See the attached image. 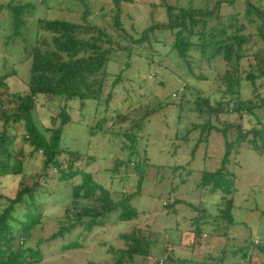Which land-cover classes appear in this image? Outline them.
Here are the masks:
<instances>
[{
    "label": "rangeland",
    "instance_id": "1",
    "mask_svg": "<svg viewBox=\"0 0 264 264\" xmlns=\"http://www.w3.org/2000/svg\"><path fill=\"white\" fill-rule=\"evenodd\" d=\"M6 1L0 0V3ZM29 1L36 5L29 23L33 30L36 29V23L44 19L79 22L82 20L83 13L88 10L91 14L93 13L92 16L90 15L91 23L106 26L116 37L117 32L113 29L111 0H90L93 4L98 3L97 12L89 0ZM122 1L124 12L122 22L129 31L133 25L140 33L153 22L168 21L165 9L155 8L152 11L151 4L158 6L159 0ZM217 1L209 0L208 4L212 6ZM259 1L264 0L252 2ZM236 8L243 11L245 5L240 1ZM229 11L232 10L224 8L223 13L228 14ZM243 15H245L244 12ZM244 22L247 23L246 20ZM255 24L247 23L246 34L253 33L254 37H257ZM12 28L10 14H0V76L9 74L15 69L17 75L10 76L8 84L13 92L22 93L28 90L32 63L31 60L27 61L28 56L23 51L25 43H22L19 38L10 39L13 34ZM156 34L151 37L152 47H136L131 60L127 59V53L116 52L109 65L113 75L121 72L125 74L124 80L115 90V97L111 104V108L113 106L129 115V120L122 124L120 133L116 135L118 137L100 133L91 136L89 127H93L95 118H98L95 114L96 103H89L87 109L81 110L80 101L74 100L69 103V109L72 110L75 122L66 127L64 138L66 149L88 154L85 158H95L85 168L97 182L116 193L113 195L116 200L127 194L140 192L132 202V206L139 211V217L135 221H120L117 214H112L107 225L95 228L87 238H81L80 234L83 231L77 229L65 238L49 241V238L59 231L66 208L73 203V185L60 184L56 171L53 169L49 170L47 182L44 176L40 178L42 171L40 155L27 161L24 176H18L16 179L11 176L2 180L0 212L6 204L5 196L15 195L21 178L22 182L31 185L33 181H37L33 178L37 176L38 181L49 190L48 193L43 194V200H40L41 221L33 227L28 240L24 241L25 247L35 248L40 240H45L42 245L43 264L109 262L112 259V256L108 254L110 248L118 249L124 245L119 235L129 233L135 226L143 232H147L150 226L152 239L156 245L159 244L152 249L149 258H135L137 264H149L164 257L163 255L169 256L172 252L174 261H167V264H260L264 262V255L259 254L258 249H251L253 255L250 260L234 254L240 246L253 247L254 240H259L262 246L264 245V154L257 153L247 144L242 145L239 150L240 146H237L236 151L231 152L227 159L223 186L214 193L199 185L206 172L216 173L223 166L225 154L223 136L213 132L208 136L207 141L200 143L198 150L192 155L201 132L194 127L205 124L209 118L216 126H219L215 115L209 116L197 110V104H195L197 98H209L212 106L216 105V102L225 103L231 99L230 95L225 96L218 91L216 86L215 79L221 74L223 67L218 61L201 62L193 57L190 61L191 68H189L187 62L175 50H172L175 42L174 34L169 31H159ZM249 45H254L255 51L263 48V42L256 38ZM128 61H130L129 65ZM248 63L255 65L252 56L248 59ZM223 66L225 68V63ZM255 73L257 74L256 86L254 87L252 82L243 80L241 94L243 99L253 98L259 94V101L262 98L264 102V75ZM201 75H206L211 80L199 79ZM114 78L115 76L110 78L106 94L111 90ZM184 83H187L189 92L182 100V89L186 86ZM60 100L52 103V101L41 99L40 103L48 106L38 112L44 127L49 125L48 116L51 113H59ZM263 102H260L255 114L251 115L256 125L258 121L264 123ZM142 104H151L158 109L154 110L153 117L145 123L142 131L134 132L140 136L139 160H145V163H148L145 168L146 175L139 186V170L134 164L129 167L119 165L118 168L116 165L127 160L130 153L122 143L125 141L129 144V141L121 132L132 129L133 121L137 119V114L133 113L134 109L140 108ZM219 119L220 122L235 123L238 117L222 115ZM37 120L41 123L38 118ZM188 132L191 133H189V140H186L184 136ZM16 133V144L19 146L23 143V128L13 132L14 135ZM25 149L29 151L27 147ZM85 158L82 163L79 160L77 162L81 168L85 166ZM61 159L69 161L67 155L62 156ZM176 168L180 169L176 171ZM231 182L232 185H230ZM227 189L234 191L233 216L236 225L231 226L228 232L219 234L215 231L221 226L217 216L222 215L220 205ZM176 199L182 202L177 205L178 211L169 212L170 209L165 206V202L172 203ZM190 203L197 208L189 207ZM200 217L203 218L199 220ZM195 225H200L205 235L196 237ZM75 241H79L82 247L72 250L63 249L64 246ZM170 248H173V251L167 253L166 249Z\"/></svg>",
    "mask_w": 264,
    "mask_h": 264
},
{
    "label": "trees",
    "instance_id": "2",
    "mask_svg": "<svg viewBox=\"0 0 264 264\" xmlns=\"http://www.w3.org/2000/svg\"><path fill=\"white\" fill-rule=\"evenodd\" d=\"M159 1L158 6L151 4L152 11L155 8L165 9L168 21L153 22L138 33L134 25L129 31L122 22L123 1L111 0L116 37L106 26L91 23L90 15L92 16L93 13L91 14L87 9L79 22L44 19L39 20L36 29L33 30L29 23L31 15L36 10L34 3L29 0H7L0 3V14H10L12 19L13 34L10 39L19 38L25 43L23 51L28 56L27 61L31 60L32 63L27 91L15 93L10 89L8 79L17 75L15 69L9 74L0 76V188L3 179L24 176L27 161L38 155L42 159L40 178L44 176L47 182L49 170L53 169L60 184L73 185V203L66 208L59 231L53 234L49 241L65 238L77 229L83 231L80 234L81 238H87L95 228L107 225L112 214H117L119 220L124 222H132L139 217V211L132 206V202L140 192L127 194L116 200L113 196L116 193L106 189L87 172L86 165L95 158H85L88 154L66 149L64 138L66 127L75 122L72 110L69 109V103L74 100L80 101L81 110L87 109L89 103H96L95 114L98 118H95V125L89 127L91 136L100 133L113 137L120 133L122 124L129 120V115L113 106L111 108V104L115 90L124 80L125 74L121 72L113 75L110 72L112 57L120 51L127 53V59L131 60L136 47H152L151 37L157 35L159 31H169L174 34L175 42L172 50L187 62L189 68L193 57L201 62H220L223 69L215 79L216 86L223 95L231 96L230 101L216 102L215 107L210 104L209 98L198 97L195 103L199 112L209 116L215 115L219 126L209 118L205 124L194 127L201 132L192 155L198 150L200 143L207 141L208 136L213 132L222 135L225 141L222 168L213 174L206 172L199 187L214 193L223 186L227 159L231 152L236 151L237 146H240L239 150L242 145L247 144L257 153L264 154V123L258 121L256 125L251 116L255 114L256 108L263 99L259 101V94L253 98L243 99L241 94L243 80L252 82L255 87L257 81L255 72L264 75V1L253 3V0H218L212 6L208 4L209 0ZM240 1L245 5L243 11L236 8ZM90 4L97 12L98 3L90 2ZM224 8L232 11L224 14ZM244 20L250 24L256 22L257 37H254L253 33L246 34L248 28ZM255 38L263 42V48L257 51L254 45H249ZM251 56L255 60V65L248 63ZM127 63L129 65L130 61ZM114 76L111 90L106 94L110 78ZM199 79L211 80L206 75H201ZM184 85L186 86L182 89V100L189 92L187 83ZM41 99L52 103L61 99L59 113L53 112L48 116L47 127L43 126L38 114L40 110L48 107L47 104L40 103ZM157 109L158 107H153L151 104H142L140 108L134 109L133 113L137 114V119L133 121L132 129L121 132L129 141V144L125 141L122 143L130 153L127 160L121 161L116 168L119 165L129 167L134 164L139 170V186L146 175L145 168L148 163L139 160L140 136L134 132L142 131L145 123L153 117L154 110ZM222 115H235L238 120L235 123L220 122L219 117ZM35 116L41 123H38ZM19 128H23L24 133L23 143L18 146L17 133L14 135L13 132ZM189 133L191 132H188L184 139L189 140ZM26 147L30 152H27ZM64 155L68 156L69 161L61 159ZM84 158L85 166L81 168L77 162L79 160L82 163ZM180 168H176V171ZM33 178L37 181H33L31 185L22 182L21 178L15 195L5 196L6 204L0 212V264H43L44 262L42 245L45 240H40L35 248L25 247L24 243L28 240L33 227L41 221L40 200H43V194L49 192L48 188L38 181L37 176ZM233 192L232 189H227L222 197L220 205L222 215L217 216L221 226L215 230L219 234L228 232L231 226L236 225L233 216L235 209ZM180 203L182 202L176 199L172 203L165 202V206L170 209L169 212L173 210L177 212V205ZM189 207L197 208L191 203ZM195 230L196 237L205 235L200 225L196 226ZM150 231V226L147 232L135 226L129 233L119 235L124 245L118 249L110 248L108 254L112 259L109 262L87 264H137L135 258H149L152 249L159 245L153 241ZM81 247L80 242L75 241L64 246L63 249L72 250ZM252 248L258 249L259 254L264 255V245L262 246L259 240H254L253 247H238L234 254L250 260L253 255ZM166 250L167 253H171L173 248ZM166 250L162 249L163 252ZM172 253L154 260V264H159L160 260H163L164 264H167V261H174V253Z\"/></svg>",
    "mask_w": 264,
    "mask_h": 264
},
{
    "label": "built area",
    "instance_id": "3",
    "mask_svg": "<svg viewBox=\"0 0 264 264\" xmlns=\"http://www.w3.org/2000/svg\"><path fill=\"white\" fill-rule=\"evenodd\" d=\"M149 264H154V262H151ZM159 264H164V261L163 260H160Z\"/></svg>",
    "mask_w": 264,
    "mask_h": 264
},
{
    "label": "crops",
    "instance_id": "4",
    "mask_svg": "<svg viewBox=\"0 0 264 264\" xmlns=\"http://www.w3.org/2000/svg\"><path fill=\"white\" fill-rule=\"evenodd\" d=\"M260 264H264V262L260 263Z\"/></svg>",
    "mask_w": 264,
    "mask_h": 264
}]
</instances>
